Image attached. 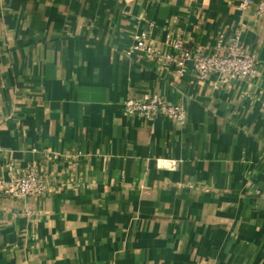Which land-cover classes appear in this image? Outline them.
<instances>
[{
	"label": "crops",
	"instance_id": "0c3cea01",
	"mask_svg": "<svg viewBox=\"0 0 264 264\" xmlns=\"http://www.w3.org/2000/svg\"><path fill=\"white\" fill-rule=\"evenodd\" d=\"M223 52L252 76L200 80L131 51ZM157 96L180 124L124 112ZM264 13L225 0H0V264H264Z\"/></svg>",
	"mask_w": 264,
	"mask_h": 264
},
{
	"label": "built area",
	"instance_id": "2783aa9c",
	"mask_svg": "<svg viewBox=\"0 0 264 264\" xmlns=\"http://www.w3.org/2000/svg\"><path fill=\"white\" fill-rule=\"evenodd\" d=\"M236 3L241 10L255 5L258 13H264V0H225ZM174 53L163 52L150 45L145 34L134 37L131 51L140 53L148 59H154L159 65H174L176 72L181 73L186 63H192V69L198 79L204 80L208 75L215 74L221 83H230L252 76L255 72L257 60L255 55L242 51L238 37L230 39L223 52L217 45L216 51L205 54L199 49L189 50L180 40L171 43ZM264 111V102H263ZM124 112L128 115H137L144 120H150L158 115L177 122L184 123V110L176 105H168L157 96L135 100L128 99L124 103ZM48 186L44 179L29 171L24 175H13L7 183L0 181V194L10 198L40 196L46 193Z\"/></svg>",
	"mask_w": 264,
	"mask_h": 264
}]
</instances>
